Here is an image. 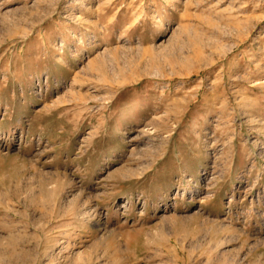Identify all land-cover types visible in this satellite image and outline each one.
<instances>
[{"label":"rangeland","instance_id":"obj_1","mask_svg":"<svg viewBox=\"0 0 264 264\" xmlns=\"http://www.w3.org/2000/svg\"><path fill=\"white\" fill-rule=\"evenodd\" d=\"M0 264H264V0H0Z\"/></svg>","mask_w":264,"mask_h":264}]
</instances>
